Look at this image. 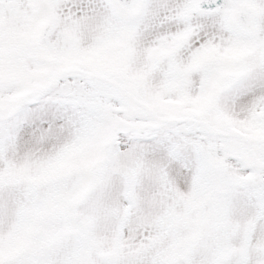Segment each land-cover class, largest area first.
Instances as JSON below:
<instances>
[{
  "label": "snow or ice",
  "instance_id": "snow-or-ice-1",
  "mask_svg": "<svg viewBox=\"0 0 264 264\" xmlns=\"http://www.w3.org/2000/svg\"><path fill=\"white\" fill-rule=\"evenodd\" d=\"M0 264H264V0H0Z\"/></svg>",
  "mask_w": 264,
  "mask_h": 264
}]
</instances>
